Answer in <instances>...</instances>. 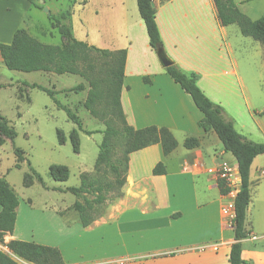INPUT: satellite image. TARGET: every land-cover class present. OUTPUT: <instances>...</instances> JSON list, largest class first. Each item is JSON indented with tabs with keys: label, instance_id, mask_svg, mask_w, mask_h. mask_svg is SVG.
Here are the masks:
<instances>
[{
	"label": "crops",
	"instance_id": "obj_1",
	"mask_svg": "<svg viewBox=\"0 0 264 264\" xmlns=\"http://www.w3.org/2000/svg\"><path fill=\"white\" fill-rule=\"evenodd\" d=\"M82 1L73 3H78L83 13L80 22L85 34H96L100 49L126 50L120 104L127 124L135 130L164 127L177 141L176 149L167 156L159 144L131 153L123 197L110 208L119 229L126 227L136 236L149 233L159 240L156 249L162 254H97L90 264H228L233 228L222 214L227 199L219 192L214 172L218 162L225 160L221 143L212 131L205 132L198 126L201 113L160 65L149 45L136 0ZM247 1L235 2L240 11ZM152 2L167 56L178 68L195 76L196 85L224 110L239 135L264 143V126L250 114L244 82L233 56L239 30L219 24L213 0ZM28 5L26 0H0V44H10L18 30L17 6L26 9ZM189 137L198 140V147H183ZM256 159L251 164L250 177ZM158 163H162L165 174L155 176L152 170ZM260 168L264 167H254ZM18 200L14 230L4 237V242L20 240L53 246L54 228L50 231L49 225L44 228L33 224L23 215V204ZM251 203L252 198L247 212ZM31 207L26 206L27 213L33 211ZM136 212L152 218L124 219ZM246 228L249 230L247 225ZM251 239H255L252 230L242 241L243 264H264V252L245 251L244 244ZM200 247L205 249L197 250ZM59 248L63 264H82L69 260L63 247ZM175 251L179 254H172Z\"/></svg>",
	"mask_w": 264,
	"mask_h": 264
},
{
	"label": "rangeland",
	"instance_id": "obj_2",
	"mask_svg": "<svg viewBox=\"0 0 264 264\" xmlns=\"http://www.w3.org/2000/svg\"><path fill=\"white\" fill-rule=\"evenodd\" d=\"M81 1L78 0L79 3ZM241 7L247 14L241 12L252 20L264 15V0H248ZM43 8L49 10V15ZM17 13L18 29L26 30L43 44L67 46L70 40L61 31L66 28L71 39L100 47L96 34H85L80 22L83 13L73 0H37L36 7L31 4L26 9L17 6ZM61 14H65L64 19H61ZM50 16H56L59 23L50 20ZM230 28L238 32L235 25ZM237 36L233 56L244 82L245 98L253 120L264 126V44L243 37L240 32ZM99 77H105L104 71L99 73ZM32 84L51 90L54 101L67 108L78 119L80 129L46 93L31 89L29 86ZM78 84L83 86L82 90L73 91ZM0 85L3 86L0 88V114L8 121L14 134L13 140L1 137L0 177L21 200L23 215H27L28 220L44 228L49 225L50 231L54 228L56 238L51 247L61 251V245L69 260L82 264H90L97 254H162L156 249L159 240L149 236V233L136 236L126 227L119 229L118 220L110 216L111 206L121 199L116 197L118 191L111 186L115 181V174L108 166L101 165L97 169L94 167L106 125L121 129L120 119L113 114L109 102L100 100L95 106L97 115L93 117L83 107L89 90L84 79L71 74L10 71L2 61ZM71 134L75 151L70 141ZM218 146L220 149L221 145ZM14 148L24 153L19 168L15 167ZM125 149V137L118 135L112 140L111 162L118 167L119 172L123 170ZM224 158L225 160L218 162L216 169L223 164L231 168L230 191L235 194L238 190L236 163L229 153ZM231 158L233 161H227ZM51 165L66 166L69 171L68 179L64 182L52 180L48 174ZM258 166L264 167V154L257 157L254 167ZM254 167L251 177L249 175L252 203L246 214V225L253 231L255 239L246 240L244 248L248 253L264 252V238H258L264 235V168L255 170ZM31 168L41 176L43 184L36 181ZM82 175L86 176L93 189H89L90 192L86 194L74 196L67 189L79 187ZM98 186L105 187L102 194L106 200L101 204H94L91 210L86 211V216L93 221L88 228H83L74 203L85 205V200L92 202L97 195L95 188ZM123 190L124 187L121 191ZM28 204L32 206L31 213L25 210ZM130 218L150 219L152 216H142L136 212L124 219ZM52 219L55 220L54 224ZM96 223L99 225L96 226ZM59 228L63 229L62 232ZM0 250H5L1 244ZM11 257L21 262L12 255Z\"/></svg>",
	"mask_w": 264,
	"mask_h": 264
},
{
	"label": "trees",
	"instance_id": "obj_3",
	"mask_svg": "<svg viewBox=\"0 0 264 264\" xmlns=\"http://www.w3.org/2000/svg\"><path fill=\"white\" fill-rule=\"evenodd\" d=\"M26 1L36 7L37 0ZM85 2L86 0L82 1V3ZM213 3L221 26L235 25L243 37L264 44V15L256 20L250 19L238 9L235 0H213ZM136 5L139 17L145 25L149 45L156 53V50L158 48L163 49V46L155 22L153 2L152 0H136ZM60 17L64 19L65 14H61ZM49 19L56 24L59 23L56 16H50ZM61 31L70 40V43L64 47L43 44L24 29H18L13 34L10 44H0L1 61L10 71L23 73L45 72L57 75L71 74L84 79L89 85V90L83 107L93 117L97 115L95 106L100 100L104 99L109 102L113 114L120 119L121 129L106 125V129L102 132L103 137L98 146L94 167L97 169L104 165L111 169L112 173L115 174V181L111 186L113 190L118 191L116 197L122 198L123 192L121 189L125 186L128 156L133 152L155 144H159L163 155L167 156L176 149L177 141L171 132L164 127L149 126L135 130L127 124L120 104L126 61L125 49L114 51L100 49L86 42L71 39V34L66 28H62ZM103 71L105 77L100 78L99 73ZM165 72L173 82L178 84L191 97L195 107L201 113L202 118L198 122V126L205 132L212 131L221 143L223 151L229 153L236 162L239 186L233 199V243L228 253V264H243L241 258L242 241L250 235V230L246 228V213L251 200L250 167L256 157L264 154V143H256L239 135L224 110L219 105L211 102L199 89L193 74L184 72L174 63L172 66L165 68ZM2 87L0 85V88ZM29 87L46 93L59 109L65 111L68 119L80 129L78 119L67 108L59 106L54 101L51 90L37 84H32ZM82 88L83 86L78 84L72 90L79 91ZM87 134H91V132H87ZM118 135L126 138V149L122 158V172H119L118 167L111 162L112 140ZM1 137L13 140L14 134L8 121L0 114V145L3 144ZM70 141L73 151H75L72 134L70 135ZM198 145V140L194 137L186 138L183 142V147L187 150L194 149ZM14 154L16 156L15 167L19 168L24 153L20 149L14 148ZM30 170L35 175L36 181L43 184L41 176L32 168ZM48 174L52 180L57 182H64L69 177V171L63 165H51ZM152 174L155 176L165 174L162 163L155 165ZM217 186L222 196L228 194L229 189L223 180L217 178ZM91 188L93 189V185L87 182L85 175H82L79 187L68 188L67 191L74 196H79L90 192L89 189ZM95 189L97 195L92 202L85 200V205L79 202L74 203V208L79 214V223L84 228L90 226L93 221L86 216V211L91 210L94 204H101L106 200L102 194L105 187L98 186ZM18 205L17 195L6 181L0 177V244L10 253L0 250V264H21L13 259L11 255L29 264H63L61 252L55 247L20 240L4 242V237L12 234L14 230Z\"/></svg>",
	"mask_w": 264,
	"mask_h": 264
},
{
	"label": "built area",
	"instance_id": "obj_4",
	"mask_svg": "<svg viewBox=\"0 0 264 264\" xmlns=\"http://www.w3.org/2000/svg\"><path fill=\"white\" fill-rule=\"evenodd\" d=\"M230 171H231V168L227 167L226 164H223L221 166V168H218V170L215 169L214 172L216 174V177L221 179V180H223L225 185L229 189L228 194L225 196L227 201H226L225 205L222 208V214L224 216H226L227 218H229V220L231 221V224H232V219L234 217L233 199H234V196H235V194L237 193L238 190L236 191L235 194H233L232 191H230V187L232 185V179H231ZM238 186H239V178H238ZM204 249H205V247H200L197 250L203 251ZM5 252L10 254L6 248H5Z\"/></svg>",
	"mask_w": 264,
	"mask_h": 264
},
{
	"label": "water",
	"instance_id": "obj_5",
	"mask_svg": "<svg viewBox=\"0 0 264 264\" xmlns=\"http://www.w3.org/2000/svg\"><path fill=\"white\" fill-rule=\"evenodd\" d=\"M43 10H44V12H46L49 15V10L47 8H43ZM155 54L157 56V59H158L160 65L163 68H167V67L173 65V61L167 56V54L165 53L164 49L158 48L156 50Z\"/></svg>",
	"mask_w": 264,
	"mask_h": 264
}]
</instances>
